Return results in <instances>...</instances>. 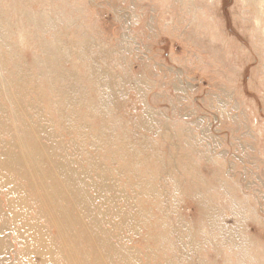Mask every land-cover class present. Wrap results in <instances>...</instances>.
<instances>
[{"label": "rangeland", "instance_id": "obj_1", "mask_svg": "<svg viewBox=\"0 0 264 264\" xmlns=\"http://www.w3.org/2000/svg\"><path fill=\"white\" fill-rule=\"evenodd\" d=\"M14 111L111 172L141 227L125 249L264 264V0H0L1 140Z\"/></svg>", "mask_w": 264, "mask_h": 264}, {"label": "bare ground", "instance_id": "obj_2", "mask_svg": "<svg viewBox=\"0 0 264 264\" xmlns=\"http://www.w3.org/2000/svg\"><path fill=\"white\" fill-rule=\"evenodd\" d=\"M13 83L14 102L19 97L28 106L25 92ZM13 115L22 128L13 123L14 129L5 131L8 138L0 139V188H13L14 194L2 198L7 210L0 201V220L8 219L18 242L17 264H156L149 254L125 249L124 232L140 233L130 214L136 206L115 187L111 172L83 155V140L67 153L45 126L26 124V115L21 119L17 111ZM15 202L19 209L11 206ZM5 242L0 238V252Z\"/></svg>", "mask_w": 264, "mask_h": 264}]
</instances>
